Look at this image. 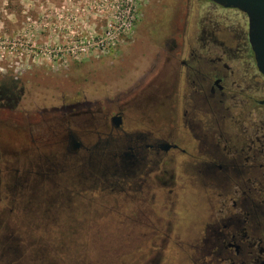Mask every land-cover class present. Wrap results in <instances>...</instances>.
<instances>
[{"label":"flooded vegetation","instance_id":"flooded-vegetation-1","mask_svg":"<svg viewBox=\"0 0 264 264\" xmlns=\"http://www.w3.org/2000/svg\"><path fill=\"white\" fill-rule=\"evenodd\" d=\"M205 1L242 16L235 21L202 18L192 25L188 24L189 15L184 22L180 17L183 27L176 30L185 50L180 52L176 37L170 36L173 46L157 53V58H167L165 69L156 73V65L151 66L128 89L125 104L115 111L105 114L101 108H89L83 112L81 108L89 103L78 100L44 109L41 116L24 124L18 122L12 104H0V111L9 113H0V138L3 133L10 136L0 139V201L6 189L13 196L19 185L17 170L6 163L11 157L17 160L14 148L24 142L28 151L36 154L32 160L38 163L30 161V165L34 162L38 169L22 179H29L34 190L41 181L49 180L39 164L48 173H53L51 166L57 164L64 190L59 193L60 210L73 211L77 223L71 226L78 230L85 229L80 218L93 220L98 215L99 197L116 193L107 177L125 179V229L142 232L136 246L125 252V264H145L152 255V264L160 262L162 249L170 241L167 232L173 228L180 231L182 224L179 219L162 217V201L169 215L189 186L194 191L192 199L204 200L201 212L187 208L184 214L186 221L198 217L201 222V234L190 251L192 262L264 264V76L249 44L246 14ZM244 58L254 63H230ZM257 92L261 94L258 97ZM167 98H174L173 113L161 112ZM200 108L213 119L197 121ZM49 113L60 114L54 125L64 130L55 135L53 149L45 143L50 122L44 114ZM175 162L183 175L175 177L173 169L161 170ZM99 170H104L100 176H106L102 178L106 191L100 193L95 192ZM65 184L76 189L69 192ZM130 195L138 196L136 212L128 207ZM8 222L0 223V230L15 228ZM88 227L96 229L97 225ZM162 231L165 234L160 237ZM45 251L33 249L24 263L50 264Z\"/></svg>","mask_w":264,"mask_h":264},{"label":"rangeland","instance_id":"rangeland-1","mask_svg":"<svg viewBox=\"0 0 264 264\" xmlns=\"http://www.w3.org/2000/svg\"><path fill=\"white\" fill-rule=\"evenodd\" d=\"M119 1L0 0V95L10 93V90L12 93L10 98L1 95L0 104H12L19 123L26 124L27 119L34 121L44 109L50 111L62 103L78 100L90 105L82 107L83 112L89 108H101L105 114L110 109L115 111L125 104L128 89L151 66L156 65L157 73L166 65L167 58H157V53L173 46L174 40L170 36L176 37L180 52L185 50L187 46L176 30L183 27L180 17H184V22L186 14L189 15L188 24L192 25L202 18L235 21L242 16L234 10L216 8L205 0H142L129 34L125 36V32L118 33L113 31L114 28L107 34L108 24H115ZM230 63L253 64L254 61L244 58ZM260 95V92L256 93L257 97ZM175 107L174 98H167L161 112L173 113ZM0 113L9 115L4 111ZM44 116L50 122L46 147L53 149L55 135L64 131L54 125L60 114ZM210 116L200 108L196 110L195 119L208 123ZM220 125H225L228 131L225 123ZM9 138V134L3 133L0 139ZM14 149L18 158L7 159L6 165L17 170L19 185L13 190V196L9 189L2 195L0 223L4 225L9 221L15 228L0 230V241H3L0 264H20V261L25 264L24 259L33 249H45L50 264H125V252L133 249L142 235L139 230L125 229V179L107 177V181L114 184L116 193L112 197H99L98 215L93 220L80 218L78 222L85 229L78 230L71 226L77 223L73 220V211L60 210L59 193L64 190L59 179V166H51L53 173H48L44 165L39 164L41 173L49 176V180L41 181L33 190L29 179L22 178L37 171L34 162L30 165L36 154L29 152L24 142H18ZM106 154L101 158L107 159ZM9 161H15V164L11 165ZM162 169H173L175 177L184 173L176 162ZM103 172L99 170L97 175L95 192L98 193L106 191L102 180L106 176H100ZM72 184H65L67 191L76 189ZM87 191L83 189V192ZM186 191L183 190L184 199L178 198L175 210L169 215L163 208L165 201H162V217L179 219L182 224L178 223L180 231L173 228L167 232L170 241L166 239L169 244L162 249L158 264H194L190 251L201 234L198 226L201 222L198 217L195 221H186L184 214L187 208L201 212L204 200L192 199L190 193L194 191L190 186ZM128 207L132 212L138 210L137 195H130ZM46 208L50 211L45 212ZM88 224L97 225V228L88 227ZM162 232L160 237L165 234ZM171 243L177 244L178 248H173ZM153 259L154 255L147 256L145 264H152Z\"/></svg>","mask_w":264,"mask_h":264},{"label":"water","instance_id":"water-1","mask_svg":"<svg viewBox=\"0 0 264 264\" xmlns=\"http://www.w3.org/2000/svg\"><path fill=\"white\" fill-rule=\"evenodd\" d=\"M246 14L248 40L258 71L264 76V0H210Z\"/></svg>","mask_w":264,"mask_h":264},{"label":"built area","instance_id":"built-area-1","mask_svg":"<svg viewBox=\"0 0 264 264\" xmlns=\"http://www.w3.org/2000/svg\"><path fill=\"white\" fill-rule=\"evenodd\" d=\"M142 0H120L118 4L117 15L115 16V24L109 23L107 34L113 31L125 32V36L132 30L137 20V9ZM101 42V41H100ZM102 44V42L100 43Z\"/></svg>","mask_w":264,"mask_h":264},{"label":"trees","instance_id":"trees-1","mask_svg":"<svg viewBox=\"0 0 264 264\" xmlns=\"http://www.w3.org/2000/svg\"><path fill=\"white\" fill-rule=\"evenodd\" d=\"M2 96H3V98L5 97V98H9L10 97V93H8V92H4V93H2L1 94ZM0 95V96H1Z\"/></svg>","mask_w":264,"mask_h":264}]
</instances>
